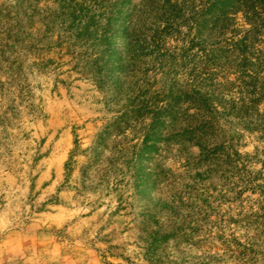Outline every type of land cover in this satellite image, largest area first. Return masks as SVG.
<instances>
[{
    "label": "rangeland",
    "instance_id": "obj_1",
    "mask_svg": "<svg viewBox=\"0 0 264 264\" xmlns=\"http://www.w3.org/2000/svg\"><path fill=\"white\" fill-rule=\"evenodd\" d=\"M140 1L122 8L119 0H75L105 30L103 37L91 30L89 40L77 39L75 28H59L57 0L35 3L39 15L28 29L33 39L24 43L29 49L17 45L11 55L26 70L30 99L15 104L13 93L0 95V264H264V224L258 233L234 223L260 208L259 191H243L223 155L208 178L207 166L196 167L199 148L167 147L162 128L151 135V112L173 107L176 113L172 98L190 90L200 68L199 30L189 15L170 31L171 14L137 8ZM17 2L29 4L0 0V21L16 17ZM120 11L134 13L146 36L132 45L126 74L115 57L125 47L122 34L114 40L120 21L109 22ZM47 13L54 17L45 20ZM200 33L212 44L208 28ZM38 60L46 64L43 73L32 69ZM225 70V79L236 84L225 92L237 98V69L228 64ZM221 126L234 138L241 163L249 161L255 184L264 186V140L255 124L246 130L239 120L224 118ZM155 168L163 174L158 179L150 177ZM176 197L185 206L177 204L174 217L165 206ZM186 210L199 221L188 242L177 235ZM254 241L259 247L252 255L234 243Z\"/></svg>",
    "mask_w": 264,
    "mask_h": 264
},
{
    "label": "trees",
    "instance_id": "obj_2",
    "mask_svg": "<svg viewBox=\"0 0 264 264\" xmlns=\"http://www.w3.org/2000/svg\"><path fill=\"white\" fill-rule=\"evenodd\" d=\"M57 1L63 17V22L59 27L61 30H67V27L75 28L77 29L76 38L83 40H89L93 36L90 34L91 30L92 33H103L102 37L105 36V30L97 27L98 24L94 22L96 18L94 12H87L83 6L76 5L75 0ZM37 2L38 0H28L29 4L24 6L23 3V7H20L21 4L17 2L20 12L16 17L7 22L6 17L2 16L0 21V46L2 47L0 51V95L13 93L15 99L11 101L15 104L28 101L31 92L27 84L26 70H24L19 57L11 55L16 53L17 45L22 49H29L24 43L27 39H33L32 36H29L28 29L39 15L37 5H35V3L38 4ZM91 2L96 5L98 0H91ZM132 2L133 0H119V7L124 8ZM136 7L143 9L161 7L167 10L166 12L171 14L169 21L166 22L167 29L170 31H177L178 27L187 22H185V17L190 15L192 20L198 22L199 30L196 44L199 49L200 68L192 82L187 85L190 90L172 98L174 107L177 109L176 113L173 114V107L155 109L151 112L155 116L152 130H150L151 135H157V129L162 128L160 137L163 138L160 139L167 147L171 149L177 147L180 152L195 147L199 148L200 156L196 167L207 166L208 178L212 168L216 167L217 158L219 155H223L227 160V166H231L232 176H234V171H238L240 183L245 186L243 191L247 189L252 192L259 191L263 197V202H259L260 210L252 212L245 220L232 221L246 223L247 227H254L258 231L259 225L264 224V186L255 184L257 178L253 179L250 172L247 171L246 166L249 161L241 163L240 154L233 148L234 138H228L225 135L221 121L224 118L228 120L235 118L241 122V125L243 124L246 130L255 124L256 130L261 133L260 139L264 140V107L263 111L261 110V106L264 104V50L260 48L261 45H264V0H141ZM174 14L180 17H175ZM240 15L243 16L244 23L249 25V28L239 25ZM172 16L174 17L172 18ZM53 17L52 14L47 13L45 20H51ZM98 17L100 20L105 18L104 15ZM138 20L134 13L125 17L121 11L115 13L114 20L109 19V22L115 24L120 21V27L114 40L117 41L121 34L124 38V50L119 56H115L120 74L127 73L128 64L130 60H133L131 57L134 56L132 49L134 42H140L146 38L142 28L138 25ZM64 27L65 29H63ZM203 28H208L214 36L212 44H209V41L201 35L200 32ZM228 64L237 69L238 79L236 82L239 83L236 88L237 98L225 92L227 85L236 86L235 83H231L223 76ZM32 69L43 73L46 64L44 61L38 60V62H34ZM2 76L5 77V81L1 80ZM215 79H225L226 82L224 84V82L215 81ZM219 94L223 97L220 98ZM227 123L233 124L232 122ZM220 136L222 142L221 145H218L216 141ZM149 150L153 155L159 153L155 146ZM151 159L154 160L155 156ZM239 165L241 169H238ZM160 176L163 174H159L158 168L151 171V178L158 179ZM164 180L166 181L167 178L165 177ZM234 191L233 189L232 192ZM243 191L234 192V194L239 196L243 194ZM177 198H172L170 205L165 206V210L174 217H176L174 214H176L177 204L185 206V202L179 201ZM192 211H189L188 215L181 216L182 226L179 227L180 231L177 234L187 242V238L199 231L197 226L199 221L194 218ZM188 220L189 222L185 224ZM185 228L189 234L186 233ZM175 235L165 236L164 240L175 237ZM234 243L237 248H244L246 252H250V255L254 253L255 247H259L255 241L248 245Z\"/></svg>",
    "mask_w": 264,
    "mask_h": 264
}]
</instances>
